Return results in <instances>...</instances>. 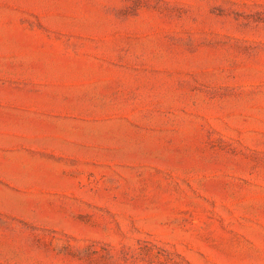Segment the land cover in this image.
Returning <instances> with one entry per match:
<instances>
[{
	"label": "rangeland",
	"instance_id": "rangeland-1",
	"mask_svg": "<svg viewBox=\"0 0 264 264\" xmlns=\"http://www.w3.org/2000/svg\"><path fill=\"white\" fill-rule=\"evenodd\" d=\"M20 25L58 62L136 64L206 95L114 104L140 117L90 120L80 158L0 149V264H264V4L0 0L1 73L18 69Z\"/></svg>",
	"mask_w": 264,
	"mask_h": 264
},
{
	"label": "crops",
	"instance_id": "crops-1",
	"mask_svg": "<svg viewBox=\"0 0 264 264\" xmlns=\"http://www.w3.org/2000/svg\"><path fill=\"white\" fill-rule=\"evenodd\" d=\"M244 1L264 4V0ZM11 29L9 26L7 31ZM16 30L24 35L25 46L18 50L17 71L0 72V149L30 147L36 140L44 144L38 146L40 149H46L52 142L57 144L53 148L55 154L80 158L82 154L74 151H83V145L89 143L90 120L101 126L97 119L140 117L135 116L133 108L128 105L124 107L130 114H121V109L118 111L114 104H152L160 100L164 104L160 109H169L170 105L174 110L184 107L186 97L206 95L200 90L186 88L179 81L146 80L140 69L134 68L139 67L136 64L76 62L72 50L66 51L63 62H58L55 49L41 45L48 42L40 30L25 25L17 26ZM242 37L248 38L249 35ZM257 39L264 41V36H257ZM105 103L112 108V113L106 116L90 114V105ZM210 103L209 99L206 106L214 111V101ZM135 107V112L146 109L144 106ZM204 115L212 117L215 114L208 111Z\"/></svg>",
	"mask_w": 264,
	"mask_h": 264
}]
</instances>
